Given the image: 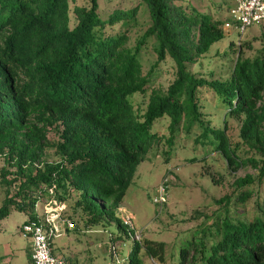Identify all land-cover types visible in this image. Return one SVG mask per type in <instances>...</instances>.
I'll return each mask as SVG.
<instances>
[{"label":"trees","instance_id":"obj_1","mask_svg":"<svg viewBox=\"0 0 264 264\" xmlns=\"http://www.w3.org/2000/svg\"><path fill=\"white\" fill-rule=\"evenodd\" d=\"M190 1L138 0L102 14L100 0L73 10L71 0H0V155L17 167L15 178L2 179L0 219L13 209L35 218L38 200L77 193L88 224L113 219L123 232L112 238H129L133 229L118 209L144 150H172L183 133L192 139L191 160L217 154L230 172L255 169L216 198L219 208L196 229L200 239L189 240L191 264H264V45L253 54H245L249 41L233 47L222 75L194 72L225 37L227 20ZM142 6L150 23L132 45ZM151 41L155 59L146 68ZM168 58L175 77L159 88L154 80ZM138 95L148 96L144 107ZM209 108L222 113L219 123ZM233 118L241 120L238 138L230 132ZM48 147L56 159L47 157ZM164 251V241L134 236L117 264L164 259Z\"/></svg>","mask_w":264,"mask_h":264},{"label":"rangeland","instance_id":"obj_2","mask_svg":"<svg viewBox=\"0 0 264 264\" xmlns=\"http://www.w3.org/2000/svg\"><path fill=\"white\" fill-rule=\"evenodd\" d=\"M83 1L71 0L72 10L77 2ZM100 2L101 13L106 14L115 7L133 5L138 0H100ZM190 2L201 11L232 21L230 7L235 0H191ZM149 23L147 10L142 6L139 21L130 31V44L137 43ZM224 29L225 37L212 45L205 59L201 58L192 65L194 72L200 71L201 74H206L215 71L216 75H222L229 69L236 55L232 51L233 47L249 41L250 46L245 47V54H253L264 45V20L247 26L243 32L235 26H225ZM153 43L155 42H149V46L143 50L146 68L155 59ZM174 77L175 65L168 58L162 62L154 85L166 88ZM147 98V95H138L136 101L142 102L140 106L144 107ZM208 112L213 114L215 111L209 108ZM215 113L213 122L219 123L222 113ZM240 124V119L231 120L230 132L236 138H238ZM166 125L163 124L164 131ZM49 133L52 137L56 135L52 130ZM184 137L182 133L178 138V145L172 150L166 144L160 147L150 145L144 150V158L138 163L132 182L118 209L119 216H130L134 223L135 229L132 230L133 235L129 238L125 233L122 238H112L121 231L113 219L107 224H88L80 207L75 206L77 193L64 199L56 196L65 202L64 213L75 223L68 232L54 238V250L57 254L63 255L66 264H117L121 250L125 254L131 250L136 230L141 232V237L165 242V258L146 256L145 264H156L155 261L158 260L163 264H191V257L196 251L192 245H189V240L193 236L200 239L201 232L198 230L197 233L196 229H200L203 222L210 221L207 215L210 216L219 208L220 203L216 198L231 191L237 176L245 175L247 172L253 173L255 169L241 167L235 172H230L223 158L217 154L200 160H191L190 157L194 155L190 148L192 139ZM46 152L50 160L56 159L52 148L48 147ZM16 169L12 161H8L5 155H0V206L4 203L7 193V185L2 182V179L15 178ZM211 174H214L218 182L213 181ZM15 182V185H18L19 180ZM163 182L166 188V200L161 205L154 198L158 195L159 186ZM37 208L41 211L42 203ZM27 218L26 211L13 209L0 219V264H29L28 254L33 241L20 230L21 224ZM184 247L187 248L186 259L181 262ZM194 264H200V260L195 261Z\"/></svg>","mask_w":264,"mask_h":264},{"label":"built area","instance_id":"obj_3","mask_svg":"<svg viewBox=\"0 0 264 264\" xmlns=\"http://www.w3.org/2000/svg\"><path fill=\"white\" fill-rule=\"evenodd\" d=\"M232 21L225 23L226 27L235 26L240 31L256 22L264 20V0H235L230 7ZM166 188L164 182L159 186L155 201L161 205L166 200ZM42 203V210L38 205ZM66 204L56 196L50 199L38 200L35 204L37 216L22 223L20 230L25 236L32 238V264H66L61 254L54 250V238L65 234L68 229L75 226L74 221L65 215ZM121 207V206H120ZM119 207V208H120ZM124 222L135 229L130 216L123 215ZM136 238L141 237V232L135 231ZM156 264H163L155 261Z\"/></svg>","mask_w":264,"mask_h":264},{"label":"crops","instance_id":"obj_4","mask_svg":"<svg viewBox=\"0 0 264 264\" xmlns=\"http://www.w3.org/2000/svg\"><path fill=\"white\" fill-rule=\"evenodd\" d=\"M21 225H22V224H21ZM68 231H69V230H68ZM68 231H67V232H68ZM31 251H32V248L30 247L29 254H28V255H29V264H32L31 254H30Z\"/></svg>","mask_w":264,"mask_h":264}]
</instances>
